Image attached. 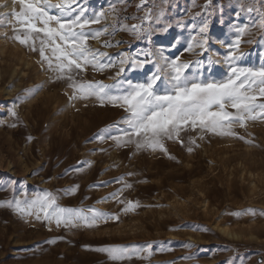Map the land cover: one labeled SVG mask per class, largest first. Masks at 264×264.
<instances>
[{
  "label": "rangeland",
  "instance_id": "374dc122",
  "mask_svg": "<svg viewBox=\"0 0 264 264\" xmlns=\"http://www.w3.org/2000/svg\"><path fill=\"white\" fill-rule=\"evenodd\" d=\"M5 1L0 4L8 7L0 12L10 13L13 6L19 11V4ZM78 2L89 17L104 13L91 27H108L111 33L90 39L91 48L140 60L151 54L149 60L155 61L142 69L125 65L123 81L144 82L162 58L176 57L202 62L192 64L189 76L222 81L229 45L236 29L245 26L243 56L234 66L264 67V0ZM149 12L151 21L145 20ZM142 21L151 29L139 38L121 30ZM12 36L6 19L0 26V264H264V119L246 121L243 128L233 125L235 136L189 129L181 133L183 146L165 141L167 152L138 149L134 143L118 147L111 138L97 136L105 129L116 135L112 126L124 111L100 106L95 98L70 99L69 81L57 79L38 51ZM193 36L207 40L203 55L200 48L186 51ZM105 41L113 46L104 47ZM119 67L102 73L89 67L77 79L112 84ZM166 88L158 82V92ZM44 191L85 215L94 208L119 219L65 228L15 210V200H31ZM114 192L122 202L111 196ZM129 201L138 206L122 211ZM147 245L149 251L119 261L98 251Z\"/></svg>",
  "mask_w": 264,
  "mask_h": 264
},
{
  "label": "snow or ice",
  "instance_id": "6c2138e0",
  "mask_svg": "<svg viewBox=\"0 0 264 264\" xmlns=\"http://www.w3.org/2000/svg\"><path fill=\"white\" fill-rule=\"evenodd\" d=\"M12 4H19V11L13 7L10 13L0 12V26L7 19L8 25L12 27V38L21 45H30L33 51H38L41 63L46 64L47 70L55 73L57 79L69 81V87L73 90L70 99L95 98L100 106L108 104L124 111L125 116L112 126L117 134L110 135L109 130L105 129L97 136L99 140L107 137L118 147L134 143L138 149L167 152L165 141L176 140L183 146L181 133L189 129L235 136L233 125L238 124L243 128L246 121L264 119V102H259L264 99V67L234 66L243 56V53H239L240 38L248 33L247 26L236 29L237 36L229 45V52L225 57L229 69L224 80L205 82L196 75L189 76L187 70L192 64L202 65V62H180L179 57H176L171 61L162 58V62L156 63L155 71L146 81L133 83L120 79L126 70L124 66L130 65L133 70L142 69L146 63L155 61L149 60L151 54L140 60L125 53L112 57L91 48L88 45L90 39L99 40L101 36L111 34L108 27H91L101 23L104 13L89 17L78 0H59L57 3L52 0H12ZM6 6L0 4V7ZM53 9L58 10L59 14H52ZM248 11L253 9L249 7ZM151 19V12L146 13L145 20ZM156 19L158 21L159 17ZM260 27L264 28V21L260 23ZM207 28L205 23L199 32L206 33ZM150 29L151 26L146 27L143 21L130 28L121 27V30L130 31L137 38ZM206 43V39L197 40L193 36L186 51L200 48V55H203L207 51ZM103 46L113 45L105 41ZM209 63L212 61L209 60ZM117 64L120 67L115 76L110 77L112 84L77 79L89 67L93 72L102 73ZM161 80L167 85L163 93L157 91ZM229 108L232 111L227 110ZM189 143L195 144V140L190 139ZM188 151H192V148L189 147ZM70 191L74 192L75 189ZM111 196L122 202L119 201L117 192ZM8 206H13L12 202H8ZM14 206L18 213L35 215L37 220L54 223L56 227L71 228L81 224L94 227L98 221L119 219L118 216H110L94 208L88 210L91 213L89 216L85 215L84 209L61 206L58 197L47 191L31 200L17 199ZM137 206L138 203L129 201L122 211H130ZM150 248L151 245L144 248L112 246L98 251L106 253L113 261H119L130 258V253L147 252Z\"/></svg>",
  "mask_w": 264,
  "mask_h": 264
},
{
  "label": "bare ground",
  "instance_id": "6f19581e",
  "mask_svg": "<svg viewBox=\"0 0 264 264\" xmlns=\"http://www.w3.org/2000/svg\"><path fill=\"white\" fill-rule=\"evenodd\" d=\"M4 1H5V0H4ZM5 2H6V1H5ZM9 4H10V3H9ZM12 5H13V4H12ZM12 5H11V6H12ZM6 7H8V6H6ZM9 7H10V6H9ZM13 7H14V6H13ZM3 8H4V7H3Z\"/></svg>",
  "mask_w": 264,
  "mask_h": 264
}]
</instances>
